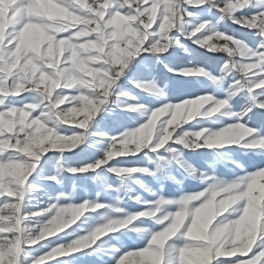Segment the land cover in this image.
<instances>
[{"label": "clouds", "instance_id": "clouds-1", "mask_svg": "<svg viewBox=\"0 0 264 264\" xmlns=\"http://www.w3.org/2000/svg\"><path fill=\"white\" fill-rule=\"evenodd\" d=\"M13 6L0 0V19ZM27 6L0 29V167L24 170L0 185V264H61L71 252L122 264L134 239L176 264L182 245L221 237L228 255L264 242V202L250 195L264 181V121L253 123L264 111V0ZM32 29L35 44L23 39ZM176 50L191 58L169 64ZM173 77L204 91L173 99ZM210 207L208 241L189 238Z\"/></svg>", "mask_w": 264, "mask_h": 264}, {"label": "rangeland", "instance_id": "rangeland-1", "mask_svg": "<svg viewBox=\"0 0 264 264\" xmlns=\"http://www.w3.org/2000/svg\"><path fill=\"white\" fill-rule=\"evenodd\" d=\"M10 2L14 4L15 0H10ZM36 2L41 3V2H43V0H36ZM21 10L27 12L28 6H25L23 9H17V13H15V14H18ZM10 19L11 18L8 16L7 12L5 13L4 18L0 19V29H3L5 33L7 32L8 21ZM231 27L238 28V26H231ZM23 39L25 42H30L31 37H30L29 33L26 34ZM186 43L194 51H202V50L196 49V46L192 45L191 41H186ZM176 52L178 54L182 55L179 52V50H176L171 55H166V61L171 65H178V64L186 63L187 61L182 62L180 60L181 58L177 57L178 54H176ZM147 55L148 54H143V56L141 58H143ZM189 58H191V57L188 56V59ZM159 70H160L161 74L166 72V70L163 69L162 65L159 66ZM142 72H143V68L140 66H137V67L133 68L132 73H130L129 75H132L134 73L139 74ZM201 91H204V89L198 87L193 82H190L185 78L173 77V87L171 89V94H170L171 98L176 99V98H182L185 96L196 95V94H199ZM16 99L20 100V97H16ZM261 121H264V111L257 112L253 117V123L254 124L259 123ZM126 123L131 125L132 122L126 121ZM213 127H215V125H213ZM49 155H52V154L49 153ZM70 155L75 156V153H72ZM256 166H257V163L255 161H252L248 165L250 171L254 170V168ZM23 174H24V170L20 167L13 165V164L2 166V167H0V185L5 184L6 178L10 175L15 176L17 179H19L23 176ZM224 174L228 175L229 178H231L230 173H224ZM202 187H203V185L188 186L185 188V190L186 191H198ZM89 188H91V185H89ZM169 191L171 192L172 189L170 188ZM85 195H86V193L83 191L82 187H78L77 188V196H76L77 201L82 200L85 197ZM91 195H94V192H92ZM250 195L252 196V198L256 199L258 202H264V181L258 182L257 184L253 185ZM3 202H4V198L0 197V206H2ZM63 202H65V201H62V203ZM130 207H137V206L136 205H130ZM212 210L213 209L210 207L208 209H205L202 213H200L199 217L202 218L203 222L200 225H198L197 227L199 228V230H202V235L205 234L208 230H210V229H208V225L210 223L209 220H210ZM253 211L256 215V210L253 209ZM250 214H249V217L252 218L253 215L252 214L250 215ZM194 222H195V220H194ZM199 233H201V231ZM59 235H61V238H64L62 233ZM202 237L201 236L200 237H196V236L194 237L193 236L192 238L201 239ZM240 238H241V236H240ZM51 239H55V238L53 237ZM208 239H207V241H208ZM221 239H222L221 237H217L216 240L212 242L211 249H214V248L219 249V244H220ZM234 240L232 243L235 245H237V244L239 245V243L236 244V242ZM57 242H59V241H57ZM145 246H146V241L143 239L129 240V241L125 242V246L121 249V253H119L118 255H121L122 253H124L128 250H137V249H141ZM238 250H240V248L236 247L235 252ZM203 253L204 252L198 248H193V249L187 250L184 254L186 264H200L199 257ZM237 255H241V253H237ZM55 259H59L61 264H98L95 257L88 256L85 252L69 253L64 257H56ZM47 264H54V261H49V262H47ZM109 264H111V261H109ZM126 264H155V259L151 254L146 255L143 258H139V257L134 256V257H130L128 259V261L126 262Z\"/></svg>", "mask_w": 264, "mask_h": 264}, {"label": "snow or ice", "instance_id": "snow-or-ice-1", "mask_svg": "<svg viewBox=\"0 0 264 264\" xmlns=\"http://www.w3.org/2000/svg\"><path fill=\"white\" fill-rule=\"evenodd\" d=\"M25 6H27V0H15L14 6L12 9L9 10L8 16L15 20L17 16L23 13V10H21L18 14L17 9H23ZM11 27V25H10ZM2 108V106H0ZM4 198V197H3ZM5 200V198H4ZM4 203V202H3ZM3 205V204H2ZM200 216V213H197L196 219L198 220ZM191 228H186L185 231L188 232V237H193V228H194V221H190ZM6 235L5 233H0V237ZM183 248V251L181 253H178L175 257L176 264H186L185 261V252L189 249L198 248L204 252V254L207 257L208 264H264V242H257L256 244L251 245L247 248H242L235 252V254H228V255H222L221 251L216 249H209L208 246H200V245H188V246H181ZM76 253V252H71ZM237 253H241V255H237ZM151 254L155 259V264H160V253L153 249L151 246H145L141 249L137 250H128L121 254L122 257V264H126L128 259L130 257H139L143 258L146 255ZM172 258L171 251L166 250L163 253V259L164 261H168Z\"/></svg>", "mask_w": 264, "mask_h": 264}, {"label": "bare ground", "instance_id": "bare-ground-1", "mask_svg": "<svg viewBox=\"0 0 264 264\" xmlns=\"http://www.w3.org/2000/svg\"><path fill=\"white\" fill-rule=\"evenodd\" d=\"M29 35H30V37H31V43H33V44H35V43H38L41 39H42V33L39 31V29H32V30H30V32H29ZM176 54H178L177 52H176ZM177 57H180L181 59V61L182 62H184V61H187L188 60V56L187 55H184V54H182V55H180V54H178L177 55ZM211 213V212H210ZM253 216H255V213H254V211L252 210L251 212H250ZM250 214V215H251ZM210 221V220H209ZM203 221H202V218H200L199 217V219L197 220L196 218H195V222H194V228H193V236L195 237H202L201 239H204L205 241H207V239L209 238L208 236H207V232L205 233V234H203L202 235V230H199V228L197 227L198 225H200L201 223H202ZM205 224V223H204ZM203 224V225H204ZM199 230V231H198ZM201 231V233H199ZM206 237V238H205ZM240 240H241V238H240V235H237L236 236V238H235V242H236V244L237 243H240ZM234 242V243H235ZM211 245H212V243H210V244H208V248L209 249H211ZM235 245V244H234ZM238 245V244H237ZM199 261H200V264H208V260H207V257H206V255L203 253L200 257H199Z\"/></svg>", "mask_w": 264, "mask_h": 264}]
</instances>
